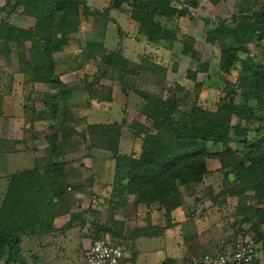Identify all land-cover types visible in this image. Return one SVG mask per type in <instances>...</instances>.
Returning <instances> with one entry per match:
<instances>
[{
  "label": "rangeland",
  "instance_id": "374dc122",
  "mask_svg": "<svg viewBox=\"0 0 264 264\" xmlns=\"http://www.w3.org/2000/svg\"><path fill=\"white\" fill-rule=\"evenodd\" d=\"M4 1L0 0V5H3ZM84 1L91 11L93 9H105L109 6L111 0ZM140 1L168 2L177 8H185L187 13L182 16H175L172 19L160 16L151 18L141 16L139 11H132L127 5H124L120 9L110 8L106 13L81 17L78 24L75 19H72L66 25V30H59L58 36L68 38V43L61 51L54 54L56 72L63 76L62 81L68 84L71 95L65 103H59V115L56 120L53 119V122L56 124L59 119H63L64 122L67 121L71 125L75 120L76 131L85 132L86 135L83 138L75 137L72 145L65 148V154L62 158L65 162L64 170L67 172L66 181L68 179L67 185L69 188L67 189L69 197L66 205H71V208H69L70 212L65 209L60 215L67 213V220L61 226H55L54 220L57 217L59 218L60 215L55 217L52 224L55 232L43 234L42 237L41 235L36 236L37 238L40 237L37 241L30 240L27 237L22 238L20 254L25 256L27 262H36V264H86L84 253L94 238L110 239L123 233L126 225H123V221L113 219L111 211L115 206L113 198L116 194L114 193L124 195L125 199L128 179H122L125 176L123 173L120 177L123 183L121 184L119 182L120 178L114 177L116 166V159L113 157L114 150L109 148L105 136L88 133L87 125L96 124L97 122L118 124L120 136L116 146L117 152L140 158L145 134L143 132L139 133L138 124L151 126L152 120L142 112L144 100L132 90L131 86L142 88L163 97L172 93L181 95L180 112L186 110L196 99L198 104L208 110L227 113L230 110L229 101L226 100L221 103L219 99L224 95L225 82H235L241 77V60L247 59L249 56L255 64H264V39L253 40L251 43L245 44L238 39V36L234 35L236 34L234 27L232 24L230 25L232 15L241 11L244 12L243 14L249 13L256 16L264 13V0ZM10 5H12V9H5L6 11L1 14L3 22L16 28H30L34 25L35 19L30 16L26 19L21 5L15 4L14 0H11ZM129 10L132 12H129ZM133 12L143 18L144 28H142L143 32L141 31V33L138 32V28L136 29V26H138L136 24L137 18ZM131 13L133 16H131ZM217 18L224 19L229 25L225 44L239 51L237 60L234 61L227 72L219 65L222 55L220 43L218 41L209 43L206 40L207 31L212 30L213 32L216 30ZM253 22L259 24L257 20ZM99 45L104 46L107 51L119 52L124 60L136 65L140 64L143 59L157 63L161 68H164V77L143 71L138 75L135 72H129L121 77L119 70L100 62V56L103 53L97 50ZM24 46V48H19L17 43L6 45L8 48H12L8 55L5 53V46L0 41V93L6 95L11 92L10 95L5 96L4 100L2 98L0 100V136L3 137L0 143L5 142L4 145L13 148H16L13 143L16 139L13 137L19 135V130H21V112L25 99H29L32 94H38L36 91L38 88L35 87L34 91L33 87L30 86L33 82L29 80L26 74L20 72L24 68L25 62L32 58V54L29 52L33 44L25 42ZM90 48V53L94 54V58L87 57V50ZM230 55L231 53L227 54V56ZM204 65L206 71L202 70ZM188 70H196L193 79L187 75ZM15 79L21 80V84H17L13 90L15 84L13 80ZM194 82L200 83V86L196 87L195 85L194 87ZM87 83L92 84L91 87L94 90H99L102 97L106 95L111 98L107 105L108 109L110 107L108 113L103 114V116L98 115V119H96V114L88 113L87 106L84 104L89 98L86 88ZM124 83H126V86ZM177 85L181 86L183 90L179 92L173 90L171 92V87ZM15 90L18 91L16 92L17 97L13 99L11 95ZM18 96H21V98ZM34 97L36 102L33 105L41 106L42 102L39 99V94L38 98ZM99 98L101 97L99 96ZM237 102H240V99ZM64 113H67L66 116H64ZM10 115L17 119L14 124L12 123V126L9 124V120L2 121L4 116ZM231 116L230 125L233 127L238 123V118L234 115ZM85 117L90 123L86 122ZM67 122L66 125L70 126ZM54 123L50 119L40 126L42 129L47 124L52 125ZM239 125L242 129L249 128L251 130L247 132L246 137L243 134L234 137V142H231L229 146L232 149L242 150L245 148L247 140L252 141L259 122L258 120L248 121L243 119L239 122ZM3 126L5 128L2 129ZM11 127L13 129H10ZM5 136L9 138L4 140ZM16 142L18 143V140ZM18 144V150L20 151L21 143ZM25 144L23 143L21 147H24ZM207 145L213 156L208 157L207 174L199 184L186 188L181 186V194L192 196V206H200V208V201L206 195L208 196L211 207L205 209L211 210L210 212L213 214H211V219L215 218L214 220H219L220 224L225 226H223V229L227 231V238H230L226 246L233 245V242L245 237L254 238V236L258 237L260 234L264 236V224L259 223L258 226L261 217L259 210H264V203H261V200L258 201L255 197V184L247 183L249 181H245V177L242 175L237 179L239 183L241 181L242 183L235 187L234 180L239 176L236 173L235 177L232 172L230 173L233 174V180L226 182L224 176L232 168L219 169L220 164L216 155L222 149L221 145L213 146L210 143ZM0 149L2 148L0 147ZM3 150H0V165L4 161L8 165H5L4 168V164H2L3 169L0 168V172L13 174L15 171L29 168L32 165L30 153L23 151L6 157L7 153ZM39 154L42 155V152ZM241 160L242 156L240 154L238 161ZM88 162L92 164L91 167L86 166L84 168L83 165L88 164ZM75 163L78 164L76 168ZM80 164H82V167ZM87 169L90 171H87ZM82 176L85 181L76 180ZM181 200H183L182 196ZM169 202L168 207L161 206L162 211H165L164 215H167L170 220L171 212L177 210L178 219H182L181 212L183 210L180 209L183 208L181 206L182 202L180 201L177 205H174L172 200ZM199 202L200 205L197 204ZM195 215L201 217L202 214ZM55 224L58 225L59 222ZM98 225L105 230L98 231ZM224 232L221 231L216 236H223L225 235ZM156 240L160 241L162 238H152L146 241L150 245L149 249L157 248L159 242H156L155 246L153 244ZM150 242L152 244H149ZM260 245L261 243H259ZM18 255L15 256L16 259ZM258 256L257 263L261 259V264H263V249L259 250ZM165 257H167V254ZM18 258H20V255ZM185 258L188 259L183 255L180 262L172 258L170 263L167 262V264H194L193 260H191L192 263L190 262V259L186 263ZM25 261L17 259L13 264H25ZM0 264H3V260H0Z\"/></svg>",
  "mask_w": 264,
  "mask_h": 264
},
{
  "label": "trees",
  "instance_id": "16d2710c",
  "mask_svg": "<svg viewBox=\"0 0 264 264\" xmlns=\"http://www.w3.org/2000/svg\"><path fill=\"white\" fill-rule=\"evenodd\" d=\"M14 1L15 4L22 6L26 16L35 19V23L30 28H16L3 22L1 14L6 11L5 9H12L11 0H5L4 4L0 5V41L8 55L12 48L6 45L17 43L19 48H24L25 42L33 44L29 52L32 58L25 62L20 72L26 74L31 82L54 86L52 92L40 94L42 109L40 108L38 113L45 118H57L59 103L67 101L71 95L68 84L62 81V75L56 72L54 54L61 51L68 43V38L58 36V33L60 29L66 30V25L72 19L78 24L81 17L106 13L110 8L120 9L124 5L132 11H139L141 16L151 18L160 16L172 19L187 13L185 8H177L162 1L158 3L111 0L105 9L91 11L84 0ZM243 13L241 11L232 15L230 25L234 27L236 33L234 35L245 44L264 39V13L258 16ZM133 14L137 18L138 32L141 33L144 28L143 18L134 12ZM254 20L259 24L253 22ZM216 23L215 31H207L206 40L209 43L215 41L220 43L222 55L219 65L227 72L237 60L239 51L230 48L224 42L229 25L222 18H217ZM97 50L103 53L100 62L119 70L121 77L129 72L138 75L142 71L160 76L164 74V68L157 63L143 59L136 65L124 60L117 51H107L100 45ZM90 51L91 48L87 50V57L94 58V54ZM228 53L231 55L227 56ZM241 63V77L235 82L226 81L224 95L219 99L221 103L229 101L230 110L227 113L208 110L198 104L196 99L186 110L180 112L181 95L172 93L163 97L131 86L132 90L144 100L142 112L152 120L151 126L138 124L139 133L145 134L140 158L117 152L116 146L120 136L118 124L87 125L88 133L105 136L109 148L114 150L113 157L116 159L114 177L120 178L123 173L125 174L122 179H128L127 193L134 196L135 203L145 205L158 203L162 207H168L169 201L172 200L174 205L179 204L182 196L180 187L186 188L201 183L208 172V157H213L207 147L208 143L213 146L221 145L222 149L216 155L220 164L219 169L232 168L224 176L226 182H230L228 180L230 172L235 177L237 173L239 177L235 178L234 186L238 187L242 181L239 183L237 179L243 175L244 180L249 181L247 183L255 184V197L264 203V64H255L249 56L241 60ZM202 68L203 71L207 70L205 65ZM187 75L193 79L196 70H188ZM91 85L89 83L86 85L89 96L86 106L90 100L110 101L109 96L102 97V93L94 90ZM124 85L126 86V83ZM195 85L198 87L200 83L194 82V87ZM171 88V92L183 90L178 85ZM3 95L0 93V100ZM239 99L240 102H237ZM26 108L24 104L23 110L26 111ZM35 111L36 109H33V112ZM66 114L64 113V116ZM25 115L29 116L30 113L25 112ZM231 115L238 118V123L233 127L230 125ZM243 119L258 120L259 126L255 129L256 134L253 135L252 141L245 142V148L232 149L229 144L234 142V137L241 134L246 137L247 132L251 130L240 127L239 122ZM66 122L59 119L56 124L49 125L46 132H41L48 141L47 151L41 158L35 159L31 168L8 176L7 188L0 204V260H3V264H11L16 260L15 256L20 253L23 237L37 241L40 237L36 236L42 237L43 234L54 233L52 225L54 218L65 209L70 212L71 205H66L69 188L66 181L67 172L64 170L65 162L62 158L65 148L72 145L74 138H83L86 134L76 131L74 122L71 125L67 122L70 126H67ZM240 154L242 160L238 161ZM122 179L119 180L121 184H123ZM259 213L261 217L258 226L264 224V210H259ZM146 226L140 228L139 232ZM97 229L105 230L99 225ZM156 229H159V232L164 231V228L156 227ZM117 237L122 238L123 235L118 234L112 238ZM97 238L102 237L93 240ZM254 239L257 242V250H264V236L260 234L258 237L254 236ZM119 264H123V259Z\"/></svg>",
  "mask_w": 264,
  "mask_h": 264
},
{
  "label": "crops",
  "instance_id": "0c3cea01",
  "mask_svg": "<svg viewBox=\"0 0 264 264\" xmlns=\"http://www.w3.org/2000/svg\"><path fill=\"white\" fill-rule=\"evenodd\" d=\"M26 19L30 18L29 16H25ZM137 24V23H136ZM138 26H136V29ZM139 38V37H138ZM137 38V39H138ZM56 61V59H55ZM63 78V76H62ZM15 82L13 86L16 88L17 84H21V80H13ZM31 87H33L34 91L36 88V91L39 94L45 93V92H52L54 90V86L39 83V82H33L30 84ZM36 87V88H35ZM30 89V87H28ZM17 90L13 92V95L11 97L15 99ZM11 92L7 93L6 95L2 96V99L4 100L5 96L10 95ZM38 94L34 95L32 94L29 99H25V105H26V111L22 108V125L21 130H19V135H15L13 138L16 139L13 141L14 146L8 147L7 145H4L5 142L0 143V147L4 149L3 151L7 153L6 157H9L10 154L20 153V152H28L31 155V163L29 168H31L34 164L35 159L41 158L42 155H44L47 151L48 147V141L47 138L43 136L41 132H46V128L51 125L47 124L46 127L41 129V124L44 122H48V120L53 121L57 118H45L40 116V111L42 109L41 106H34L33 104L36 102V96L38 98ZM21 98V96H18ZM70 101V100H69ZM66 101H62L61 103H65ZM84 104H87L84 102ZM108 102L102 101L98 102L97 100H90V103L87 105L88 113L89 114H96V119H98V115L103 116V114L108 113ZM41 108V109H40ZM33 109H36L35 112H33ZM25 112L30 113L29 116L25 115ZM86 118V122L90 123L89 120ZM54 119V120H53ZM108 119V118H107ZM9 120V124L12 126V123H15L16 117L14 116H4L2 118V121ZM75 123V120L73 121ZM95 123V122H94ZM102 123V122H97ZM2 129L5 128L4 126L1 127ZM10 129H13L12 127ZM3 131V130H2ZM11 132V131H10ZM8 139V136L4 137L5 139ZM3 139V137L0 136V140ZM18 140V143H21V146L23 143H26L24 147L20 146V151L18 150L19 144L16 142ZM0 149V150H2ZM42 152V155L39 153ZM90 161V160H89ZM87 163V162H86ZM5 165H8L5 161ZM1 164V165H2ZM76 164V163H75ZM0 165V168L3 169V166ZM78 164L75 165V168L78 167ZM82 167V164H80ZM79 165V166H80ZM91 163L88 162V164H84L83 167L86 168V166L91 167ZM25 168V169H29ZM23 170V169H22ZM82 171V169L80 168ZM20 171V170H18ZM87 171H90L87 169ZM17 172V171H15ZM13 172V173H15ZM11 173H3L0 172V203L1 198L3 197L7 184H8V175ZM70 179V178H69ZM80 179V180H78ZM76 180L85 181L84 177L77 178ZM68 181V179H67ZM74 181V180H73ZM77 194V193H76ZM116 194L113 198V202L115 203L114 209L111 211L113 213V219L123 221V225L125 224V228L123 229V237L122 238H110L114 243H117L119 246H121L124 250V259L123 264H167V262L170 263V260L172 258L176 259V261L180 262L182 256L184 255L186 259V263L190 262L193 258L198 257L204 252H215L219 249H222L223 242L228 241L229 238H227L226 230L223 229V224H220L219 220L211 219V210L205 209L208 208L209 205V199L206 195L204 199H202L201 202V208L193 207L191 198L192 196H187L186 194H182V207L180 208L183 210L182 213V219H178V211H172L171 212V219L167 217V215H164L165 211H162L161 206L157 203H150L149 205H145L142 203H135L134 202V196L126 193L127 195H120L119 193ZM78 195V194H77ZM122 198V199H118ZM115 199V200H114ZM200 202L197 203L200 205ZM196 204V205H197ZM206 205L205 207H202ZM211 207V206H210ZM215 207V206H214ZM193 208V209H192ZM192 209V210H191ZM205 209V211H204ZM218 209V208H217ZM179 210V209H178ZM180 211V210H179ZM201 213L200 215H195ZM213 215V214H212ZM175 217V218H174ZM216 217V216H215ZM67 220V213L60 215V217L54 220L55 226H61V224ZM170 221V222H169ZM59 222L58 225L55 223ZM148 225L149 227H147ZM146 228L143 231L139 232L140 228L145 227ZM156 227L164 228L163 232H159V229H156ZM220 229H219V228ZM225 227V226H224ZM176 231V233H174ZM225 231V235L223 236H216L217 233ZM231 235V234H229ZM152 238H162V240H156L153 244L155 246L156 242H159L157 245V248L154 247V249H149L150 245L147 244L146 241L151 240ZM214 238V240H212ZM218 239V240H217ZM149 244H152L150 242ZM168 247V248H166ZM224 247V246H223ZM21 253V250H20ZM17 257L20 261H25V256H22L20 254ZM167 254V257H165ZM259 251L257 253V257L254 260L253 264H261L260 262L257 263L259 260ZM170 259H169V258ZM16 259V260H17ZM36 260L38 258H35ZM13 264V263H11ZM25 264H36V262H27L25 261ZM264 264V263H263Z\"/></svg>",
  "mask_w": 264,
  "mask_h": 264
},
{
  "label": "built area",
  "instance_id": "2783aa9c",
  "mask_svg": "<svg viewBox=\"0 0 264 264\" xmlns=\"http://www.w3.org/2000/svg\"><path fill=\"white\" fill-rule=\"evenodd\" d=\"M215 252H205L193 258L194 264H253L257 257V242L253 237H245L233 245H227ZM124 258L121 246L106 238L93 240L86 248V264H119Z\"/></svg>",
  "mask_w": 264,
  "mask_h": 264
},
{
  "label": "water",
  "instance_id": "95a60500",
  "mask_svg": "<svg viewBox=\"0 0 264 264\" xmlns=\"http://www.w3.org/2000/svg\"><path fill=\"white\" fill-rule=\"evenodd\" d=\"M228 180L229 181H232L233 180V174H231V173L228 174Z\"/></svg>",
  "mask_w": 264,
  "mask_h": 264
}]
</instances>
